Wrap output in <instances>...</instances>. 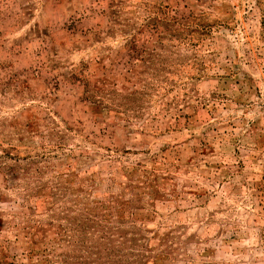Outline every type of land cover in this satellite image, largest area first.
Segmentation results:
<instances>
[{"label":"rangeland","instance_id":"374dc122","mask_svg":"<svg viewBox=\"0 0 264 264\" xmlns=\"http://www.w3.org/2000/svg\"><path fill=\"white\" fill-rule=\"evenodd\" d=\"M0 264H264V0H0Z\"/></svg>","mask_w":264,"mask_h":264}]
</instances>
